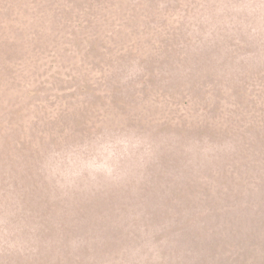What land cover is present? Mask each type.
I'll return each instance as SVG.
<instances>
[{
	"label": "rangeland",
	"instance_id": "1",
	"mask_svg": "<svg viewBox=\"0 0 264 264\" xmlns=\"http://www.w3.org/2000/svg\"><path fill=\"white\" fill-rule=\"evenodd\" d=\"M100 1L104 9L108 0ZM123 4L127 8L108 15L102 10L92 18L82 16V0H26L12 4L9 14V4L0 0L1 73H18V68L2 69L10 67L6 51L23 57L19 92L0 94V100L18 103L24 112L18 129L34 135L36 150L30 151L37 197L52 200L54 210L64 208L69 225L76 223L72 215L78 206L91 211L77 222L76 235L93 228L102 235L97 247H110L108 228L141 230L152 220L159 223L153 230L164 236L163 250L174 252L175 245L166 240L170 232L187 219L193 228L202 225L201 211L222 209L223 216L211 218L217 227L227 216L241 219L237 207L243 205L233 201L232 186L222 180L212 187L210 177L221 178L231 169L247 180L258 172L264 177L262 162L243 166L240 157L242 145L252 150L264 130L256 126L264 79V0ZM22 6L34 9L33 15H20ZM113 98L118 109L105 105ZM6 103L0 101V121ZM88 106L85 117L82 108ZM18 139L19 132L1 138L0 157L13 152ZM204 188L209 190L200 193ZM122 203H129L125 209L131 213L118 218L112 211L124 209ZM6 210V198L0 196V227ZM177 211L180 222L171 219ZM163 212L169 218L160 224ZM1 234L0 229L1 251L15 249L22 240L19 233ZM147 240L138 264L154 255V248L144 247ZM70 249L80 251L82 244Z\"/></svg>",
	"mask_w": 264,
	"mask_h": 264
},
{
	"label": "trees",
	"instance_id": "2",
	"mask_svg": "<svg viewBox=\"0 0 264 264\" xmlns=\"http://www.w3.org/2000/svg\"><path fill=\"white\" fill-rule=\"evenodd\" d=\"M6 1L9 4L6 13L9 14V9L12 12V4L22 3L26 0ZM123 3L124 0H108L104 9H102L100 0H82V16L93 18L96 12L101 13L102 10L108 15L127 8ZM110 7H113V9L109 10ZM25 9L23 6L18 7V13L21 15L29 12L30 16L33 15L34 9ZM131 17L134 16L130 15ZM31 40H35V38H31ZM130 40L131 37L129 36L128 42H133ZM93 44L95 43L93 42ZM93 44L91 45L92 48L94 47ZM159 44L162 45L163 42H159ZM2 45L0 43V47ZM8 46L10 47V45ZM10 51L5 52L9 55L10 67L4 65L2 69L16 72V68L19 69L20 60L23 57L18 54L15 57ZM0 53H2L1 50ZM18 69V73H15V75L12 73L7 75L0 71V94L19 92V82L23 77V73L19 72ZM85 89V84L82 83V91H85ZM258 94L257 101L255 99L253 101L254 103L256 101V108L261 111V121L257 120L256 126L264 129V79L259 84ZM17 98L18 96L14 97V99ZM0 101L1 104L6 103L3 100ZM10 101L6 103L8 105L5 108L7 110L6 115L0 121V139H6L18 132L19 139L14 149L12 148L13 152L10 150V152L3 153V156L0 157V160H3V162H0V196L6 198L8 205V210L2 213V219L5 220L0 229L3 230L6 238H9L11 233H19L22 240L15 244L16 250L4 248L1 251L0 248V264H110L109 259H113L112 263L114 264H138L139 258L144 254L141 245L147 239L144 247L149 245L154 248L151 251L154 255L147 257L146 264L149 261L155 264H264V177L259 172L252 180H247V175L235 173L232 169L231 171H223L221 178H218L219 176L216 178L210 177L212 187H215L213 185L215 183L219 185L222 180L224 184L229 183V186H232L230 189L234 191L233 201L243 205L237 207V211H242L241 219L234 222L227 216L223 226L217 227L216 224H212L211 218L215 219V217L223 216L224 211L222 209L220 211H201L199 214H203L201 218L204 219L200 221L202 225L193 228L189 225L191 220L187 219L182 223L185 226H176L170 232V237L166 240L171 239L169 240L170 243L176 247L174 252H168L171 249L163 250L165 240L161 238L164 236L161 237L159 233L153 230V227L158 226L159 223L156 224L152 220L146 224L147 228L144 226L141 230L138 227L132 229L128 225L124 226L125 229L122 226L108 228L109 231H112L110 247H97V241L99 242L102 239V235L99 236L98 231L93 228L86 229L83 226L85 229L82 233L76 235L74 231L77 232L76 226L80 224L77 222H80L85 214H91V211L81 210L78 206L77 210L72 211V217L76 223L69 225L64 215V208L60 207L58 210H54L53 207L57 204L53 203L52 200L47 201L39 195L37 197L36 189L39 188V184L36 182V178H33L35 162L32 159L33 154H31L32 151L36 150L33 143L34 135L32 132L22 134L23 132L18 129L24 112L22 108L16 107L17 102L12 104ZM118 102L119 100L113 98L105 105L112 109H118L120 107V105H117ZM91 106L82 108L83 116L88 115ZM253 123H256V121ZM256 140H259V144H254L251 147L252 150H249L250 145H242L243 148L241 147V149L244 153L240 157L243 159V166L255 162L254 160L260 161L264 165V130L261 136L256 137ZM248 159L252 160L247 161ZM208 190L204 188L200 193ZM149 191V188L148 191L143 190V198L146 196L145 192ZM171 191H176V189L172 188ZM253 199L256 201H253ZM34 201L40 205L39 209H37V206L34 207ZM127 201L124 198V202ZM205 202L210 203V201ZM122 206L124 209H128L129 203H122ZM226 207H229V210L233 208L232 205ZM124 209H114L115 211L112 212H115L114 216L118 218L131 213ZM179 210L182 211V209ZM95 213L98 216L102 214L101 211H95ZM166 218H169V215L163 212L158 217L157 222L162 221L160 224H164ZM171 219L178 222L181 219L179 212L177 211L175 215H172ZM129 225L135 226L134 224ZM140 232H144L145 237H141L138 234ZM2 243L3 241L0 247ZM87 243H91L94 248L88 247ZM71 244H82V249L74 251L70 249ZM72 253L79 256H74ZM129 255H131L130 259L133 263L126 260Z\"/></svg>",
	"mask_w": 264,
	"mask_h": 264
}]
</instances>
